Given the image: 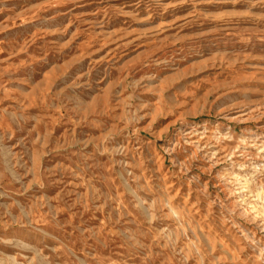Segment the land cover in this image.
<instances>
[{"label":"rangeland","instance_id":"obj_1","mask_svg":"<svg viewBox=\"0 0 264 264\" xmlns=\"http://www.w3.org/2000/svg\"><path fill=\"white\" fill-rule=\"evenodd\" d=\"M0 264H264V0H0Z\"/></svg>","mask_w":264,"mask_h":264}]
</instances>
